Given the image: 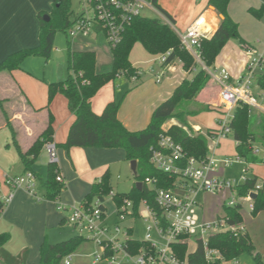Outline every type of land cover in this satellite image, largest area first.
Returning <instances> with one entry per match:
<instances>
[{
	"label": "crops",
	"instance_id": "0c3cea01",
	"mask_svg": "<svg viewBox=\"0 0 264 264\" xmlns=\"http://www.w3.org/2000/svg\"><path fill=\"white\" fill-rule=\"evenodd\" d=\"M208 1L158 0V5L171 17V24L178 26L182 33L191 25L199 22L200 27L208 32L210 39L218 29L222 19L214 8L209 5ZM53 2L54 0H0V63L15 52L35 48L39 45L38 15L50 14ZM235 3L248 9L262 6L264 0H232L229 3L227 13L238 24L241 35L245 37L241 32L240 24L235 20L232 13ZM154 10L146 9L142 16L155 17L154 14L161 16L155 8ZM147 12L153 15H147ZM76 15L78 16V13ZM255 27L264 31V18ZM98 35H100L99 32L90 37H97ZM244 42L254 52L264 53V44L262 49H258L250 42L246 40ZM136 45L133 46L130 52L129 62L134 69L141 73L137 80L132 81L125 77L117 78L115 81L104 85L91 100L93 113L100 115L107 104L121 97L117 118L130 132L145 129L154 109L167 100L184 79L192 78V72H194L184 71L182 63L174 62L175 69L165 70L161 82L157 83L155 76L161 72L160 65L158 64L155 69L151 70L152 72L148 70L155 63L157 65L156 58L158 56L148 54V59L144 58L143 61L133 62L131 57L134 51L137 53V50H135ZM89 46V44L84 45V47L81 45L72 46L71 44V50L91 51L95 54L96 59V48ZM239 47L229 44L219 55L220 63L225 61L227 64L229 72L227 73L231 84H235L243 75L249 60L245 48ZM30 61V58L25 59L18 70L0 73V200L10 191L5 184L6 177L21 176L28 171L37 176L36 193L45 198L44 183L47 178L49 158L44 146L28 170L22 163L20 153L25 154L31 149L46 130L50 118L52 119L53 129L51 141L57 147L58 163L56 168L63 179L64 189L56 201L44 199L40 202L35 201L24 190H17L14 192L11 202L6 206H2L0 210V235L7 234L9 238L0 247V264H38L40 259L39 248L44 241L54 245L69 238L70 235L61 234L59 229L67 225L66 219L69 212H59L56 208L57 203L67 206L80 204L90 192L91 187L100 183L105 174L108 175L111 192L115 194L126 195L133 188H136L134 173L131 169L133 181L131 186L129 185L130 189L128 191H125V189L121 191L118 182L114 185L115 189L112 186V177L115 174L113 170H123L130 165L128 160L126 161V155L122 149L86 147L66 150L62 147L66 141L70 125L74 121V115L68 109L67 100L60 94L53 98L49 106L47 105V87L49 84L66 78H61L59 72L61 69L59 68L58 71L55 70V78L53 79L35 78L31 76L29 70L30 65H32ZM139 65L145 66L144 72ZM196 68L199 67L196 66ZM213 69H216V67H213ZM95 71L97 72L96 65ZM211 83L213 82L210 80L206 84L196 97L195 102L197 105L218 110L219 115H221L220 89L216 84L214 86ZM171 125H175V123L168 125L166 128ZM194 129L196 132L201 133L199 126ZM209 130H215V128ZM220 141L214 151L216 158H218ZM208 147L209 145H207V149ZM222 169V167H219L217 175L224 178ZM119 178V176L116 177L117 181H119ZM104 208L106 214L105 202ZM113 214L116 216L115 211ZM117 221L116 216V222L113 225L117 224ZM133 223L135 222L128 220L123 225L125 228L131 229V238L134 234ZM103 225L107 226L105 223ZM242 226L255 248V235L251 231L250 225L248 223L243 224L242 221ZM73 237L76 236L73 235L71 238ZM261 256L264 258L262 254ZM77 257H80V255Z\"/></svg>",
	"mask_w": 264,
	"mask_h": 264
},
{
	"label": "trees",
	"instance_id": "16d2710c",
	"mask_svg": "<svg viewBox=\"0 0 264 264\" xmlns=\"http://www.w3.org/2000/svg\"><path fill=\"white\" fill-rule=\"evenodd\" d=\"M163 18L172 21L171 17L160 8L158 0H147ZM232 0H209L208 3L216 13L223 17L218 29L210 39L202 40L200 44V58L205 67L210 68L224 45L231 39H236L239 44L246 48L244 40L238 32V24L228 15L227 8ZM264 11V4L258 11L259 17ZM70 0H54L52 10L48 14L49 21L43 20V14H39V45L35 48L23 49L9 55L0 63V73L12 72L21 68L22 62L29 57H40L47 60L53 48L55 34L63 33L72 29L75 19H71ZM172 23V22H171ZM135 44H140L146 53L151 56L163 55L169 52L166 63L179 60L184 71H195L190 79H184L177 86L172 95L159 104L151 114L147 127L141 131L130 132L118 120L117 112L121 100L107 104L100 115L93 113L91 100L97 92L107 83L115 81L119 76L131 79L136 77L137 70L129 62L130 52ZM66 79L49 84L47 87V105L53 98L60 94L67 100L69 111L74 115V121L70 125L63 148H99V149H122L128 161L136 162L134 179L141 182L142 188H133L126 195L115 194L113 203L119 205L123 200L133 201L137 209L142 201H145L160 216V209L154 200L155 189H171L175 185L176 176L158 171L149 163L151 147L157 144L160 133L171 137L173 141L183 148L187 157L202 159L206 157L208 150L207 137L213 135L214 130H206L200 133L188 127L187 118L197 113L211 110L208 106L195 108L193 104L198 94L204 89L209 75L202 68H196L193 57L182 49L180 40L173 29L158 17L139 16L132 20L122 35L120 43L112 48V68L106 74L95 71V54L91 51H72L71 43L66 44ZM256 87L264 93V68L256 76ZM193 103V104H192ZM1 108V102H0ZM176 120L177 124L164 129L163 126L170 120ZM191 129V130H190ZM233 139L237 143L235 151L245 163L264 164V158L254 156L249 146H260L264 149V121L260 115H249L245 105H238L233 113L231 123ZM53 135L52 119L50 118L46 130L41 134L31 149L25 154L20 153L22 163L28 170L37 158L42 147L51 142ZM57 168L49 164L47 178L44 183L45 199L56 201L64 189L63 184L56 182ZM35 175V174H34ZM37 177V176H35ZM146 178L155 179L156 184L150 188L144 184ZM258 179L253 177L235 187L238 198L245 197L255 191ZM262 189L257 191L253 200L251 211L256 216L264 211V181ZM108 175L105 174L100 183L94 184L90 192L85 196L81 204L90 205L98 199L104 202L110 194ZM2 205L0 206V210ZM105 212V208L102 207ZM241 206L233 208L223 206V218L230 225L242 224ZM8 235H0V247L8 241ZM86 241L81 236L73 237L67 241L51 245L44 241L39 248L38 264H64V259L71 256L82 242ZM131 253L136 254L140 249H148L147 244L135 240L127 242ZM208 246L218 250L226 261L239 259L243 254L252 258L254 264H264L263 257L255 251L246 233L232 235L228 232L212 235L208 239ZM174 251L180 260L187 258V264H206L201 244L198 243L194 252L188 253L187 245L181 241L174 244Z\"/></svg>",
	"mask_w": 264,
	"mask_h": 264
},
{
	"label": "built area",
	"instance_id": "2783aa9c",
	"mask_svg": "<svg viewBox=\"0 0 264 264\" xmlns=\"http://www.w3.org/2000/svg\"><path fill=\"white\" fill-rule=\"evenodd\" d=\"M82 12L76 17L68 36L71 38H88L99 32L107 40L110 49L115 48L121 41L126 28L136 17L142 16L146 9L155 11L147 0H82ZM173 29L171 22L163 18ZM177 34L181 47L194 59L198 67L202 68L220 89L221 115L217 120L218 129L213 135L207 137L212 146L208 147L206 157L195 159L187 157L181 145L164 133L158 136L155 147L149 149V163L158 171L176 176L175 185L171 189H155L154 200L160 209V216L145 202L142 201L137 209L133 201L123 200L115 205L117 224L112 228L102 224L105 217L104 202L96 199L90 205L74 204L63 205L57 203L59 212H69L66 222L74 228L86 241H92L99 246L101 251L93 255L94 263L105 262L107 264H187V258L180 260L175 251L174 244L181 241L188 247L191 237H197L196 243L201 244L206 264H238L234 259L226 261L222 254L208 246V239L212 235L228 232L232 235L245 233L242 224L230 225L225 218H217L213 222H201L197 214L196 196L198 193L206 192L217 194L219 192H233L235 186L225 178L217 175L219 167L229 168L234 161L240 162V157L235 160L219 159L214 151L219 141L225 139L232 133L231 123L233 113L238 105H245L249 115H260L264 121V93L256 96L253 93V85L256 76L264 68V53H256L251 48H246L248 62L245 72L235 84L230 83L228 73L221 69L212 71L205 67L200 58V44L202 40L209 39V34L200 27L199 22L188 27L185 32ZM169 52L158 55L156 62L161 67V72L156 74V82H161L165 70H174V62L166 63ZM141 73L137 71L136 81ZM119 76L118 78H120ZM48 154L49 164L57 166V147L51 141L44 145ZM259 147L253 146V155L259 154ZM56 182L63 184L59 173L55 178ZM245 179L242 181L244 182ZM5 184L9 187V193L2 197V206L9 204L17 190H24L35 201L40 202L45 198L36 193V177L32 172H25L21 176L6 177ZM144 184L150 188L156 184L155 179L146 178ZM262 189L261 183L256 184L255 191L248 193L245 197L239 198L249 203V210L252 211L253 200L250 195L256 194ZM112 202L115 193L108 195ZM234 198V197H233ZM235 199V198H234ZM228 200L226 207L233 208L238 203ZM128 220L136 222L141 220L146 224L143 240L148 249H140L132 254L127 242L133 240L130 236V228L123 225ZM71 256L64 259V264H70Z\"/></svg>",
	"mask_w": 264,
	"mask_h": 264
},
{
	"label": "rangeland",
	"instance_id": "374dc122",
	"mask_svg": "<svg viewBox=\"0 0 264 264\" xmlns=\"http://www.w3.org/2000/svg\"><path fill=\"white\" fill-rule=\"evenodd\" d=\"M238 1V0H234ZM245 6L239 5L238 3H235L233 6L232 13L234 14L235 20L240 24V28L242 29L241 32H243L244 36L241 35L240 29L238 28V32L241 38L244 40L250 42L253 46L257 47L258 49H262V45L264 44V31L259 29L258 27H255L258 23H261L262 18H264V11L261 13V15L258 17L255 13V11H258L260 7L257 8H244ZM82 0H70V10H71V19H73L76 14L78 15L82 12ZM147 15L152 16L153 14H149L147 12ZM155 17L163 19V16L161 17L159 14H154ZM164 21V19H163ZM165 22V21H164ZM239 27V26H238ZM176 32L182 33L180 28L178 26H173ZM67 41H69L72 46L74 45H81L84 47V45L89 44L91 47L96 48V70L100 74H106L111 71L112 68V55H111V49L108 46L107 40L103 34L98 35L97 37H77V38H71L68 36L67 33H63L61 31L56 32L54 42H53V48L50 53L49 58L45 61L40 57H29L30 62H32V65H30V73L31 76L35 78H55V70L58 71V68L61 69L60 74L61 78L66 77V44ZM229 44H234L236 46H241L239 42L236 39L229 40L224 47L221 49L220 53L216 57L214 61V65L210 67L212 71L217 70L219 72L221 69H225L226 72H228L227 64L225 61H221L219 59V55L222 53L224 48L228 46ZM89 46V47H90ZM75 48V47H74ZM137 50V53L134 51L132 53V61H143V59H148L149 55L146 53L140 44H137L135 47ZM240 48V47H239ZM183 49V48H182ZM139 50V51H138ZM184 50V49H183ZM132 51V50H131ZM247 55V54H246ZM248 56V55H247ZM204 65V64H203ZM158 66V63H156L152 66V68L148 71H151ZM139 67L142 68V71H145L144 65H139ZM160 67V66H159ZM213 67H216V69H213ZM152 72V71H151ZM229 73V72H228ZM195 74V71L192 72V76ZM121 78V77H120ZM124 78V77H123ZM235 79V78H232ZM210 81V80H209ZM208 81V82H209ZM215 86V83H211ZM253 93L258 96L260 95V90L256 87V85H253ZM220 94V91H219ZM121 99V97H120ZM120 99L116 100L119 101ZM220 99V97H219ZM193 104V103H192ZM196 105V102L193 104V106ZM203 105H196L195 108H202ZM220 118L218 110L211 109L208 111H203L200 113H197L194 116H189L187 118V124L188 127L192 128V130L195 131V127L199 126L201 133H205L208 129L215 130L218 129V123L217 120ZM177 124V121L172 119L168 121L166 124H164L163 128H166L170 124ZM191 130V129H190ZM209 142V141H208ZM212 146V144L209 142L207 144ZM236 142L233 139V133H231L228 137L225 139H222L220 141V145L218 147V155L217 157L219 159H232L235 160L237 156V153L235 151ZM249 149L252 153V147L249 146ZM259 154L254 155L257 156L260 159L264 158V149L258 148ZM208 150V149H207ZM125 153V152H124ZM253 154V153H252ZM127 161V159H126ZM132 161H128V163L131 164ZM131 166L128 165V168L126 169H114L112 177V186L115 189V183L118 182L119 189L121 191H124L122 189H125V191H128L130 189L131 183L133 181V175L130 171ZM223 176L226 180L230 181L233 186L237 187L243 183V179H251L253 177H256L258 179V182L262 183L264 181V164L262 163H256V164H248L245 163L243 159H241L240 162L234 161L233 164L226 169H222ZM120 177L119 181H117L116 177ZM130 185V186H129ZM120 191V190H119ZM235 199H234V198ZM236 203H238L241 206V219L243 221V224L248 223L250 225L251 231L255 235V251L261 253L264 256V211L260 212L256 216L251 215V211L249 210V203L239 199L236 196L235 188L233 192L223 191L219 192L217 194H211L206 192H201L196 196V208L197 213L200 218L201 222H213L217 218L223 217L222 212V206H226V203L228 200H232ZM105 207H106V214L103 221V224L107 225L109 228H112L114 223L116 222V216L114 213L115 206L111 202L110 197L108 196L105 200ZM261 213H263L261 215ZM134 228V234L132 235V238L137 240H143L144 238V232L146 228V224L142 222L141 220H137L135 223H133ZM61 234H67L70 239L73 235L74 236H80V234L71 226L64 225L59 228ZM62 240V241H65ZM197 237H191L187 251L188 253L194 252L197 248L196 243ZM60 242V241H59ZM58 243V242H57ZM101 251L100 247L95 245L92 241H84L80 244V246L76 249V251L71 255V261L70 264H95L93 255L95 252ZM80 255V257H77ZM238 260V264H254L252 261V258L247 255L243 254ZM264 260V258H263ZM96 264H107L105 262L96 263ZM226 264H232L231 262H228Z\"/></svg>",
	"mask_w": 264,
	"mask_h": 264
},
{
	"label": "water",
	"instance_id": "95a60500",
	"mask_svg": "<svg viewBox=\"0 0 264 264\" xmlns=\"http://www.w3.org/2000/svg\"><path fill=\"white\" fill-rule=\"evenodd\" d=\"M220 17H221V19H223L222 16H220ZM43 20L45 22H48L49 21L48 15L43 16ZM130 166H131V171L135 174V171H136V162L135 161H132L131 164H130ZM136 188L138 190H140L142 188V183L141 182L136 183ZM255 197H256V194H251L250 195L251 200H254Z\"/></svg>",
	"mask_w": 264,
	"mask_h": 264
},
{
	"label": "bare ground",
	"instance_id": "6f19581e",
	"mask_svg": "<svg viewBox=\"0 0 264 264\" xmlns=\"http://www.w3.org/2000/svg\"><path fill=\"white\" fill-rule=\"evenodd\" d=\"M208 27V26H207Z\"/></svg>",
	"mask_w": 264,
	"mask_h": 264
}]
</instances>
